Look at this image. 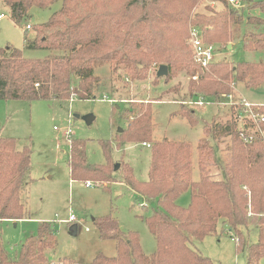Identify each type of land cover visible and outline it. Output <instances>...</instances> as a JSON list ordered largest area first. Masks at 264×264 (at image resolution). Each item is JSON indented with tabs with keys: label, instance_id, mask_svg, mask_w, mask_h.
I'll list each match as a JSON object with an SVG mask.
<instances>
[{
	"label": "trees",
	"instance_id": "1",
	"mask_svg": "<svg viewBox=\"0 0 264 264\" xmlns=\"http://www.w3.org/2000/svg\"><path fill=\"white\" fill-rule=\"evenodd\" d=\"M199 0H0L9 9L11 20L19 24L32 7L49 8L61 2L60 9L49 20L36 26L33 49L55 52L42 60H27L18 49L0 48V99L27 102L43 100L65 103L70 100L73 84L76 96L85 100L105 88L99 69L109 65L111 74L132 82L144 81L153 63L168 68L169 79L174 69L190 75L198 74L201 86H191L208 97L229 93V83H244L248 88L264 85V63L211 62L200 69L188 53L183 40L189 36L186 20L191 7ZM251 10L264 12V0H241ZM245 20L256 23L262 19L245 17L231 10L212 17L197 16L193 21L206 44L229 41L228 26ZM202 28V30L199 27ZM243 49H264V33L244 42ZM190 54V56H189ZM121 73V74H120ZM195 96H193L194 98ZM150 106L139 111L127 110L131 121L125 131V143L150 144ZM191 126L199 121L188 110H178ZM224 124H216L214 140L230 138V158L221 181L211 180L205 159L214 149L201 142L199 149V181H191L187 143H156L150 146L147 181L134 179L127 168L122 182L145 201L156 202L158 208L145 218L156 241V250L143 254L136 233H123L113 219L98 222L101 235L116 243V256L98 255L91 264H213L189 247L191 239L202 240L214 233L219 223L238 244L244 241V231L264 227V145L260 140L244 144L236 131L235 109ZM264 113V107L260 109ZM264 131V123L260 124ZM121 142V141H120ZM69 170L71 180L108 183L116 180L109 147L103 144L105 166L87 162L84 142L71 141ZM211 148V149H210ZM30 164L28 148L17 149L11 138L0 137V222L27 219L25 174ZM190 194V204L180 208L178 197ZM249 193V197L247 196ZM249 204V208H248ZM263 241V242H262ZM55 234L42 223L34 236L21 246L15 259L9 258L0 241V264H47L44 251L54 247ZM255 257L248 264H257L264 255V239L258 242ZM257 245V246H258ZM263 247V251L260 249Z\"/></svg>",
	"mask_w": 264,
	"mask_h": 264
},
{
	"label": "rangeland",
	"instance_id": "2",
	"mask_svg": "<svg viewBox=\"0 0 264 264\" xmlns=\"http://www.w3.org/2000/svg\"><path fill=\"white\" fill-rule=\"evenodd\" d=\"M238 1L235 6L227 0H199L190 9L188 22L186 20L187 31L195 28L193 21L197 16L212 17L213 14H225L231 10L239 12L243 9L245 17L264 21V12L251 10L245 2ZM60 7L61 2L46 9L32 7L27 16L16 24L11 20L9 9L0 3V14L3 15L0 19V48L18 49L27 60H42L56 54L30 48L29 45L36 38L35 27L45 24ZM26 25L31 28L26 29ZM228 30L229 41L209 44L215 50L213 62L223 61L233 65L239 62L264 63V49L248 51L242 47L250 38H258L264 33V22L245 20L239 25H229ZM183 44L192 56L188 36ZM159 66L158 63L151 64L145 80L140 82H132L124 78V74L120 77L119 73L111 74L109 65L99 69L95 67V75L100 76L106 86L85 100L76 96L75 83L70 100L65 103L0 99V137L14 139L18 150L28 148L30 151V164L25 174L26 193L22 194L27 219L16 225L9 221L0 222V241L9 258H16L22 244L37 233L42 223L50 225L56 238L54 247L44 251L47 264H91L98 255L113 258L117 253L116 243L113 239L104 238L98 227V222L106 217L116 221L121 232L136 233L143 254L147 257L153 255L156 241L144 219L158 206L156 202L145 201L122 182L127 168L135 180L147 181L150 146L153 144L187 143L191 181L198 182V145L207 143L214 149V155L205 159L209 177L215 181L222 180L223 170L230 158L228 146L231 141L230 138L214 140L211 130L216 124H224L231 111L218 104L197 107L190 105L189 101L197 95L215 100V103L226 98H221L223 95L208 97L205 93L196 92L191 86L202 85L198 79H193L199 77L198 74L192 76L184 70L174 69L169 79L157 77ZM229 88L227 94L264 106V85L248 88L244 83L230 82ZM146 105L151 108L152 141L146 145L125 143V131L131 121L127 110L133 108L139 111ZM180 107L191 112L199 123L191 126L186 118L178 114ZM85 116L93 117L90 125L83 120ZM204 126L211 130L208 128L206 132ZM64 129L73 133L68 140L70 142L64 136ZM74 139L84 142L86 159L91 165L105 166L103 144L107 145L111 163L114 168L119 165L113 173L116 180L108 183L71 180L68 160ZM85 183H89L90 187H86ZM176 204L187 208L190 204L189 192L181 194ZM71 214L75 222L69 223L67 220ZM73 227H76L75 235ZM258 238L259 230L251 227L248 233L244 231L243 243L238 244L219 223L214 233L202 240L191 239L188 245L213 264H248L250 258L256 255L254 249ZM257 264H264V256L258 258Z\"/></svg>",
	"mask_w": 264,
	"mask_h": 264
},
{
	"label": "built area",
	"instance_id": "3",
	"mask_svg": "<svg viewBox=\"0 0 264 264\" xmlns=\"http://www.w3.org/2000/svg\"><path fill=\"white\" fill-rule=\"evenodd\" d=\"M227 1L235 6L239 3L238 0ZM2 18L3 15L1 14L0 19ZM30 28L29 25H26V29ZM188 39L193 62L200 69H207L209 64L214 61V48L203 41L201 32L195 28L190 29ZM193 79L196 80L197 77H194ZM221 98L226 99L222 102H220L221 100H216L217 103H215V100H208V98L197 95L189 101V104L197 107L218 104L217 106H226L229 109H235V120L237 121L236 131L242 142L244 144H250L252 141L260 140L264 145V131L260 128V124L264 123V113L260 112V109L264 106L251 103L241 96H233L232 94H225ZM184 104L186 103L184 102ZM72 134L73 133L70 129H64V136L67 138V142H70L68 140ZM85 186L90 187V184L85 183ZM68 222H75L74 215L71 214L69 216ZM234 241L237 242V239H234Z\"/></svg>",
	"mask_w": 264,
	"mask_h": 264
},
{
	"label": "water",
	"instance_id": "4",
	"mask_svg": "<svg viewBox=\"0 0 264 264\" xmlns=\"http://www.w3.org/2000/svg\"><path fill=\"white\" fill-rule=\"evenodd\" d=\"M228 48H230V47H228ZM167 75H168V68H167V66L160 65L159 68H158V71L156 73V76L157 77H167ZM83 120L85 121L86 125H90L92 123V121H93V117L92 116H85L83 118ZM118 167H119V165H116L114 169L117 170ZM72 231H73V235H75L76 234V227H73L72 228Z\"/></svg>",
	"mask_w": 264,
	"mask_h": 264
},
{
	"label": "crops",
	"instance_id": "5",
	"mask_svg": "<svg viewBox=\"0 0 264 264\" xmlns=\"http://www.w3.org/2000/svg\"><path fill=\"white\" fill-rule=\"evenodd\" d=\"M1 15V14H0ZM3 19V18H2ZM254 103V102H253ZM21 220H18V221H12L11 223H14L13 225H16L17 223H19ZM68 221V220H67ZM258 230H259V238H258V242L260 241V240H263L264 239V227H262V228H258ZM259 247V245L258 246H256V248H258ZM262 251H263V247L262 248H260ZM264 256V255H263Z\"/></svg>",
	"mask_w": 264,
	"mask_h": 264
}]
</instances>
